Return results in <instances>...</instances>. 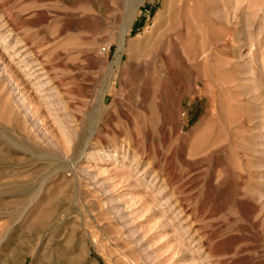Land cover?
I'll list each match as a JSON object with an SVG mask.
<instances>
[{
    "label": "rangeland",
    "instance_id": "obj_1",
    "mask_svg": "<svg viewBox=\"0 0 264 264\" xmlns=\"http://www.w3.org/2000/svg\"><path fill=\"white\" fill-rule=\"evenodd\" d=\"M0 139V264H264V0H0Z\"/></svg>",
    "mask_w": 264,
    "mask_h": 264
},
{
    "label": "bare ground",
    "instance_id": "obj_2",
    "mask_svg": "<svg viewBox=\"0 0 264 264\" xmlns=\"http://www.w3.org/2000/svg\"><path fill=\"white\" fill-rule=\"evenodd\" d=\"M171 2V1H170ZM167 19V18H166ZM162 33V32H161ZM10 39L11 38H7V40H6V42L7 41H10ZM19 48H17V47H13L11 50H9L8 52H10V54L12 55V57H13V59H16V60H18L19 62V67H20V65L23 67V70L24 71H26V72H28V80L30 81V82H33V81H35L34 82V84H35V89H36V92L38 93H42L43 91H47V90H45L47 87H48V85H49V83H50V80H49V73H48V71L46 70V68H44L43 66H42V64L38 61V59L35 57V54L33 53V51L32 50H28V49H24V50H18ZM23 49V48H22ZM17 50L19 51V52H17ZM50 87V86H49ZM53 88H55V87H53ZM52 90H54V91H56L57 89H52ZM53 93H55V92H52L51 91V88H50V91H47L46 92V94H43L45 97H42L43 99H44V101H50L51 102V100L52 99H55V98H53V95H51V94H53ZM40 95H42V94H40ZM55 95V94H54ZM60 96V95H59ZM56 97H57V95H56ZM59 99V98H58ZM47 104V103H46ZM46 104H44V105H46ZM48 104H49V102H48ZM52 104V103H51ZM61 104V103H60ZM50 105V104H49ZM57 106V105H56ZM46 107V106H45ZM50 108H52L53 109V107H51V105L49 106ZM48 107V105H47V108H49ZM39 109H40V107H39ZM63 110H65L64 108H63ZM16 111V110H15ZM55 113V112H54ZM46 115V114H45ZM17 116V115H16ZM55 117V116H54ZM3 135L1 134V137H2ZM6 137H7V135H6ZM1 140V139H0ZM6 141H9V140H5V142ZM15 142V141H14ZM2 143V142H1ZM22 143V142H21ZM14 145V144H13ZM15 146H17V145H15ZM19 149H22V148H19ZM24 149V148H23ZM29 149V148H28ZM28 149H27V151H28ZM25 150V149H24ZM30 150V149H29ZM32 152V151H31ZM32 154H33V152H32ZM113 157H115V155H111V154H106V155H104V156H102V157H100L99 158V160H98V163L99 164H108L109 163V161H110V159L111 158H113ZM6 158V157H5ZM7 159V158H6ZM3 160H5L4 159V157H3ZM2 177H4V178H9V177H12L9 173H7V171H4L3 173H2ZM157 178V177H156ZM2 182V181H1ZM2 185H4V186H6L7 184H2V183H0V186H2ZM14 187V186H13ZM7 188V187H6ZM6 188H4L5 189V191L3 192L4 193V196L5 195H11V196H13V194H14V189L13 188H10L9 189V187L6 189ZM16 188V187H15ZM1 189H3V188H1ZM18 190V189H17ZM15 197V196H14ZM34 200V199H33ZM10 206V203H5V204H3V208H5V209H7L8 207ZM173 209V208H172ZM2 214V213H1Z\"/></svg>",
    "mask_w": 264,
    "mask_h": 264
}]
</instances>
